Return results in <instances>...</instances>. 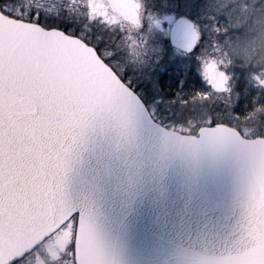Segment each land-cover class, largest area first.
Returning a JSON list of instances; mask_svg holds the SVG:
<instances>
[{"label":"snow or ice","instance_id":"obj_1","mask_svg":"<svg viewBox=\"0 0 264 264\" xmlns=\"http://www.w3.org/2000/svg\"><path fill=\"white\" fill-rule=\"evenodd\" d=\"M52 2L0 0V264H22L39 247L15 254L27 217L48 204L69 213L72 264L79 250L89 264H117L94 210L68 198L67 177L94 120L131 139L152 104L207 111L204 125L165 130L169 140L193 151L234 145L251 160L240 239L191 264H264V83L239 68L223 70L227 88L210 82L217 69L205 53L223 18L205 0H85L80 11Z\"/></svg>","mask_w":264,"mask_h":264},{"label":"water","instance_id":"obj_2","mask_svg":"<svg viewBox=\"0 0 264 264\" xmlns=\"http://www.w3.org/2000/svg\"><path fill=\"white\" fill-rule=\"evenodd\" d=\"M214 77V87L227 88L223 71ZM165 130L171 129L146 113L128 139L98 118L76 149L67 196L94 210L117 264H191L198 254L231 249L242 234L249 157L234 145L193 151L179 137L169 140ZM211 131L200 128L201 135ZM68 215L63 206H38L26 219L15 254L40 246ZM78 258L89 264L83 250Z\"/></svg>","mask_w":264,"mask_h":264},{"label":"rangeland","instance_id":"obj_3","mask_svg":"<svg viewBox=\"0 0 264 264\" xmlns=\"http://www.w3.org/2000/svg\"><path fill=\"white\" fill-rule=\"evenodd\" d=\"M32 2L33 0H25L26 6ZM84 2L85 0H67L65 7L80 11ZM39 3L50 9L56 8L52 0H39ZM205 11L223 18L221 36L213 38L212 46L205 53V59L214 62L217 69L210 82L213 83L214 76L220 71L227 70L231 73L239 68L251 81L264 83V0H205ZM227 77L230 79V76ZM149 108L157 121L165 123L170 129L182 124L185 132L197 126L196 121H188L191 117L200 119L201 125H204L207 117L206 110L189 111L181 115L182 110L178 107L165 110L157 104H152ZM171 117L174 120L184 117L188 122H171ZM72 227V224L68 223L52 238L46 240L44 247L31 258L32 264H49L62 256L69 257L66 249L71 243Z\"/></svg>","mask_w":264,"mask_h":264},{"label":"flooded vegetation","instance_id":"obj_4","mask_svg":"<svg viewBox=\"0 0 264 264\" xmlns=\"http://www.w3.org/2000/svg\"><path fill=\"white\" fill-rule=\"evenodd\" d=\"M45 243H43L41 246H39L37 249H35L31 254H29L28 256H26L25 259L22 261V264H32L33 261L31 260V258L34 257L36 255V253L41 250V248L44 247ZM61 261H63V263H61ZM56 262H57V264H68V263L69 264H72V259H70V256L69 257L62 256L59 260H53L49 264H54Z\"/></svg>","mask_w":264,"mask_h":264},{"label":"trees","instance_id":"obj_5","mask_svg":"<svg viewBox=\"0 0 264 264\" xmlns=\"http://www.w3.org/2000/svg\"><path fill=\"white\" fill-rule=\"evenodd\" d=\"M186 118H188V117H186ZM195 119V120H194ZM175 122V123H183V122H188V121H190V122H193V121H196V124L197 125H201V121H200V119H197V118H192L191 117V119H189L188 121L187 120H184V117L182 118V117H178V118H176L175 120H174V118L173 117H171V122ZM162 125H164V127L166 126L165 125V123L163 124L162 123ZM167 127V126H166Z\"/></svg>","mask_w":264,"mask_h":264}]
</instances>
